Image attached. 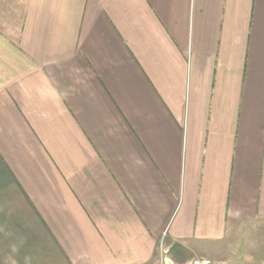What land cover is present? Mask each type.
<instances>
[{
    "label": "crops",
    "instance_id": "crops-1",
    "mask_svg": "<svg viewBox=\"0 0 264 264\" xmlns=\"http://www.w3.org/2000/svg\"><path fill=\"white\" fill-rule=\"evenodd\" d=\"M259 223L264 0H0L11 264H236Z\"/></svg>",
    "mask_w": 264,
    "mask_h": 264
},
{
    "label": "rangeland",
    "instance_id": "rangeland-1",
    "mask_svg": "<svg viewBox=\"0 0 264 264\" xmlns=\"http://www.w3.org/2000/svg\"><path fill=\"white\" fill-rule=\"evenodd\" d=\"M262 224V226H260ZM264 224L259 223L254 225L255 228H250L248 231H245L242 234L241 238V246L238 252L227 254V258L229 260H233L236 264H242V262H246V264H258L260 259H264ZM4 243V239L1 241V244ZM11 244V242H9ZM12 244H16L12 242ZM254 250L253 252H249L250 249ZM169 253H164L161 249L158 250L157 255L154 261L151 264H173L169 259ZM247 257V260H246ZM249 257V258H248ZM252 257V260H249ZM19 253H0V264H11V260L19 261ZM5 260V262L3 261ZM12 264H17V262H13ZM201 264V263H200ZM211 264V263H204Z\"/></svg>",
    "mask_w": 264,
    "mask_h": 264
}]
</instances>
